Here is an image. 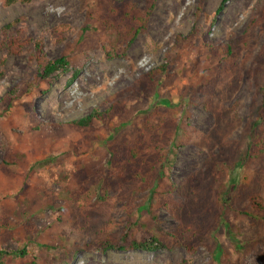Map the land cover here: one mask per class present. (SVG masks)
Returning <instances> with one entry per match:
<instances>
[{"label":"rangeland","instance_id":"rangeland-1","mask_svg":"<svg viewBox=\"0 0 264 264\" xmlns=\"http://www.w3.org/2000/svg\"><path fill=\"white\" fill-rule=\"evenodd\" d=\"M152 1L145 29L127 43L115 28L130 18L119 9L134 7L140 23L147 0H0V43L5 27L21 37L0 49V251L26 248L36 264H264V152L235 183L214 166L206 190L226 193L212 206L224 218L197 206L185 232L208 235L193 250L173 244L183 220L163 203L184 200L180 187L220 154L218 141L234 158L253 131L264 145V0H228L219 14L221 0ZM37 43L71 70L40 80ZM92 110L103 117L88 127L65 123ZM147 161L162 172L154 189L132 176ZM251 193L263 207L256 214L240 198ZM151 237L163 246L128 248Z\"/></svg>","mask_w":264,"mask_h":264},{"label":"trees","instance_id":"trees-1","mask_svg":"<svg viewBox=\"0 0 264 264\" xmlns=\"http://www.w3.org/2000/svg\"><path fill=\"white\" fill-rule=\"evenodd\" d=\"M17 0H8V2H14ZM228 0H221L215 13L219 14L222 9L224 8V5L226 4ZM153 7V1L147 0V8L145 9L144 16H142V21L138 23L137 18H139L138 10H136L134 7H130L129 10L123 11V9H119L121 11V17H129L128 24L125 25L123 28V20H119L117 24V28L115 26L113 28L117 29L118 34L124 33L126 37V42L130 43L135 38L136 34L142 30L145 29V25L147 22V17L150 14V9ZM135 10V12H132V10ZM119 12H114L115 15H119ZM93 23H87L84 28H89L92 26ZM119 26L121 28L119 29ZM117 34V33H116ZM4 39L0 43V49L3 47L9 46V47H16L20 43V38L18 36H13L11 33H9L8 29H6L3 32ZM119 40V39H118ZM207 44V43H206ZM210 53L217 54L218 50L222 48L221 46L215 47L206 45ZM36 50L37 53L41 56L43 59L39 66L37 71V77L40 80H48L52 81L60 74L66 73L69 70H71L70 63L67 60V58L63 55L57 56L55 58H47V56L44 53V50L42 48V45L40 43L36 44ZM224 51L227 54H232L233 52V46L231 43L227 44L224 47ZM108 52V51H107ZM79 73V69H73L70 77L66 81V85H70L74 82L76 76ZM17 89L13 88L10 90L3 99L8 98V100H11L14 97V94H16ZM160 104L163 106L170 107L172 106L171 103H169L166 99H160L158 100ZM263 108H264V101H263ZM103 113L97 110H92L86 115L74 117L69 120H66L65 123L76 126V127H88L90 126L94 120L102 119ZM259 117L264 120V110L259 113ZM148 120V118H147ZM254 129V128H253ZM219 145L221 146L220 154L215 155L210 162L206 163V170L209 172L203 171L201 174L194 173L191 175L185 183L180 187L179 193L182 197H184V200L182 201H173V202H167L165 199L163 203H165L166 207L169 209L170 213L173 214L175 217L179 218L180 220H183L181 223L182 225L178 228L176 232H172L169 235L171 236V240L173 244L185 246L189 250H193V247L197 243H199V240H202L200 242H203L205 237L208 235V233L205 235L203 232L202 235L195 237V236H188L185 230L190 228L191 225L196 224V220L194 218V215H196L197 206L204 205L209 208V212L212 213V215H216L217 223H219L224 216L220 212H214L213 214V208L215 206V203L221 202L222 204H225L226 200V193L223 192L221 195L218 193L220 192H214L210 191L208 192L206 190V186H209V179L212 175L214 166L221 162L224 164L227 168H229L230 172H233L234 175L230 177V181L232 183H235L237 180L238 170L240 167L244 165L245 162H248L250 159L257 157L260 153L264 152V145L262 144V140L260 139V136L256 132H252V140L247 147V150L245 154L241 157L234 158V153L227 147L224 146L221 142ZM171 147V145H170ZM135 157V151L132 150L129 152V158L133 159ZM143 163H141L137 167H133V173L132 176L137 177V174H139V181L140 183H148L152 185V189H154L157 186V180L162 177V172L160 169V166H157L154 162H146L144 170L141 171L140 166ZM205 172V173H204ZM207 176V177H206ZM205 189V190H204ZM133 191L132 193H134ZM243 200H248L251 204V207L254 209L251 212H249L247 209L244 211L245 214H256L258 213V210H262L263 207L261 205V202L258 198L257 193H251L250 195H243L240 197ZM149 201V200H147ZM221 204V205H222ZM213 206V208H212ZM145 210L148 209L150 211V203H147L146 206L144 205ZM151 212V211H150ZM151 216V215H149ZM215 217V216H214ZM179 231V232H178ZM45 247H49V245H44ZM163 246V242L158 237H151L149 239H141L136 240L132 239L130 243L128 244V248L130 249H140V250H147L152 251L157 248H160ZM2 255H11L13 257H24L26 255H30L32 258L31 264L35 263V256L26 248H22L20 250H14V251H0V264H4L3 260L1 259Z\"/></svg>","mask_w":264,"mask_h":264}]
</instances>
